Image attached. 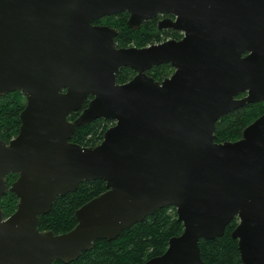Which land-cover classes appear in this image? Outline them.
Masks as SVG:
<instances>
[{
  "label": "water",
  "instance_id": "obj_1",
  "mask_svg": "<svg viewBox=\"0 0 264 264\" xmlns=\"http://www.w3.org/2000/svg\"><path fill=\"white\" fill-rule=\"evenodd\" d=\"M124 12L134 30L176 14L160 28L186 36L117 48L119 31L92 22ZM167 62L171 79L146 76ZM124 67L138 74L119 84ZM16 91L26 106L18 136L0 139V197L19 201L7 218L0 205V264H70L167 207L184 231L142 264H204L200 240L222 237L236 218L242 263L264 264V114L235 142L215 134L221 118L264 101V0H0V97ZM101 119L115 124L100 144L70 143ZM10 173L19 178L9 187ZM96 180L106 190L76 211L74 229H38L58 197Z\"/></svg>",
  "mask_w": 264,
  "mask_h": 264
},
{
  "label": "trees",
  "instance_id": "obj_2",
  "mask_svg": "<svg viewBox=\"0 0 264 264\" xmlns=\"http://www.w3.org/2000/svg\"><path fill=\"white\" fill-rule=\"evenodd\" d=\"M128 14H116V29L119 31L117 42L120 47L134 45L139 48L146 46L152 33L150 23H145L140 30L134 31L127 25ZM149 28V30H145ZM125 68L118 75V82L125 83L130 72ZM26 97L16 91L5 97H0V134L10 138L17 134L20 126V114L25 106ZM254 111L245 114L242 109L221 118L216 125L217 142H235L242 137L246 127L258 117ZM76 116V115H74ZM73 116V117H74ZM113 122L97 120L77 129L73 140L82 145L96 146L102 140L104 133ZM88 137V139H87ZM13 181L8 178L9 184ZM106 190L105 182L101 180L85 182L75 193L66 197H58L51 212L40 216L39 225L56 233L66 232L76 225V210L94 197ZM18 198L7 192L1 199L0 205L5 217L11 216L17 209ZM170 209L174 211L170 213ZM234 219L226 228L222 237L214 240H200L199 246L204 264H243L238 250V243L231 236L238 224ZM184 226L177 220L174 207L158 210L143 222L123 231L114 241L99 240L93 249L83 253L82 257L72 264H142L154 257L161 256L168 248L172 237L183 233ZM63 264V263H58Z\"/></svg>",
  "mask_w": 264,
  "mask_h": 264
},
{
  "label": "flooded vegetation",
  "instance_id": "obj_3",
  "mask_svg": "<svg viewBox=\"0 0 264 264\" xmlns=\"http://www.w3.org/2000/svg\"><path fill=\"white\" fill-rule=\"evenodd\" d=\"M125 13V12H124ZM128 14V13H127ZM128 17H129V15H128ZM177 19H178V16L176 15V14H173V13H158L156 16H154L153 18H151V19H149V20H147V21H145V22H143L142 24H141V26H140V28L143 26V25H145V23H150V25L149 26H151L152 27V30H151V33L155 36V37H150V40L147 42V45L146 46H143V47H141V48H145V47H149V46H153V45H160V44H164V43H166V42H181L184 38H185V36H186V32L185 31H183V30H177V29H174V28H172V27H166V28H160V23H167V24H170V23H172V22H176L177 21ZM110 22V23H109ZM92 25H94V26H107V27H109V28H111V29H113V30H116V14H114V15H111V16H106V17H104V18H101V19H97V20H95L94 22H92ZM130 28V27H129ZM140 28L138 29V30H140ZM131 29V28H130ZM132 30H134V29H132ZM138 30H134V31H138ZM145 30H149V28H146ZM119 35V34H118ZM118 37V36H117ZM117 37H116V35H115V39H114V42H115V44H117V48H123V47H120V45L118 44V42H117ZM129 47H135L134 45H132V46H129ZM125 48H128V47H125ZM135 48H139V46H136ZM249 54V52H245L244 53V57H246L247 55ZM126 70H128L127 72H130V76H129V78H128V80L125 82V83H127V82H129V81H131L137 74H138V72L135 70V69H132V68H130V67H124ZM124 68H121L120 69V71H119V73H117L116 74V78H117V82H118V75L121 73V70L122 69H124ZM176 72H177V68L171 63V62H167V63H163V64H160V65H154V66H152L150 69H148L146 72H145V74H146V76L147 77H150V78H152V79H154V81H156V82H158L159 84H162L164 81H166V80H168V79H171L175 74H176ZM119 84H124V83H120V82H118ZM62 94H65V93H67V89L65 88V89H63L62 90V92H61ZM8 95V94H7ZM7 95H5V96H7ZM248 95H249V91L248 90H246V91H244L243 93H241V94H239L238 96H236L235 98L236 99H244V98H246V97H248ZM5 96H3V97H5ZM23 97H26L24 94H23ZM93 98V96L92 95H90L89 96V98H88V100L84 103V105H83V107H82V109L80 110V111H78V112H73V113H71L68 117H67V119L69 120V121H75L80 115H81V113H82V111H83V109H85L87 106H88V103H89V101L91 100ZM25 106H26V102H25ZM25 106H24V108H25ZM23 108V109H24ZM240 109H242L243 111H244V113L245 114H248L250 111H254L256 114H254V115H258V117L259 116H261V115H263L264 114V101H260V102H256V103H252V104H246V105H244V106H242V107H240V108H238V109H236V110H234L233 112H235V111H237V110H240ZM233 112H231V113H233ZM230 113V114H231ZM74 115H76V116H74ZM20 116V115H19ZM74 116V117H73ZM113 123L110 125V127L111 126H113L114 124H115V122L114 121H112ZM84 126H86V125H84ZM84 126H81V127H84ZM20 127H21V121H20V126H19V129H18V132H17V134H15L14 136H12V138H10L9 136H7V135H1L0 134V139L2 140V141H4L5 143H9L11 140H13V139H15L17 136H18V134H19V132H20ZM80 128V127H79ZM78 129V128H77ZM77 129H76V131H77ZM76 131H75V133H76ZM75 133H74V135H75ZM74 135L72 136V138L70 139V143H73V144H77V145H80V146H82V147H86V146H88V145H82V144H79V143H77V142H75L74 140H73V137H74ZM87 139H88V137H87ZM103 141V140H102ZM101 141V142H102ZM100 142V143H101ZM99 143V144H100ZM9 177H12L13 178V181L9 184V182H8V186L10 187L16 180H18V178H19V174H16V173H10V174H8L7 175V181H8V178ZM85 182H90V181H84V182H82L81 184H80V186L82 185V184H84ZM79 186V187H80ZM105 187H106V184H105ZM79 189V188H78ZM77 189V190H78ZM76 190V191H77ZM75 191V192H76ZM8 192H10V191H8ZM75 192H73V193H75ZM105 192V191H104ZM12 193V192H11ZM14 194V193H13ZM69 194H71V193H69ZM69 194H67L66 196H68ZM16 196V195H15ZM65 196V197H66ZM3 197V196H2ZM2 197H0V199L2 198ZM17 197V196H16ZM18 198V197H17ZM19 200V199H18ZM57 200V199H56ZM55 203V202H54ZM83 206V205H82ZM81 206V207H82ZM81 207H79L77 210H79ZM2 208V207H1ZM76 210V211H77ZM5 215V214H4ZM75 216V219H76V212H75V214H74ZM239 220V219H238ZM77 220H76V225H77ZM238 223H239V221H238ZM76 225L72 228V229H74L75 227H76ZM238 225V224H237ZM38 229L41 231V232H43V231H52V232H54V234L55 235H60V234H64V233H67V232H69V231H71L72 229H70L69 231H66V232H60V233H56L55 231H53V230H51V229H44L43 227H41L40 225H38ZM105 240V239H104ZM116 240V239H115ZM108 241V240H107ZM114 241V240H113ZM237 241V240H236ZM237 243H238V241H237ZM85 253V252H84ZM83 255V254H82ZM82 257V256H81ZM80 257V258H81ZM79 258V259H80ZM77 261V260H76ZM76 261H74V262H76ZM63 263V262H61V261H55L54 262V264H58V263ZM74 262H72V263H74ZM72 263H70V264H72ZM64 264V263H63Z\"/></svg>",
  "mask_w": 264,
  "mask_h": 264
},
{
  "label": "rangeland",
  "instance_id": "obj_4",
  "mask_svg": "<svg viewBox=\"0 0 264 264\" xmlns=\"http://www.w3.org/2000/svg\"><path fill=\"white\" fill-rule=\"evenodd\" d=\"M109 23H110V22H109ZM173 211H174L173 209H170V211H169V212H170V213H172Z\"/></svg>",
  "mask_w": 264,
  "mask_h": 264
}]
</instances>
